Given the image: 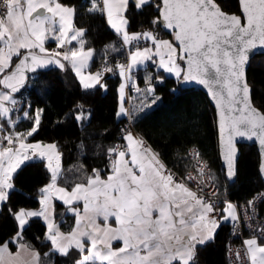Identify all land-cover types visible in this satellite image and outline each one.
<instances>
[{"label": "snow or ice", "instance_id": "snow-or-ice-1", "mask_svg": "<svg viewBox=\"0 0 264 264\" xmlns=\"http://www.w3.org/2000/svg\"><path fill=\"white\" fill-rule=\"evenodd\" d=\"M128 3L129 0H91L88 9L105 14L123 44L151 41V47H136L129 52V63L117 66L120 75L127 74L130 80L134 67L152 61L178 79L206 86L217 108L221 154L228 177L236 175L237 137L259 141L260 172L264 175V112L253 105L245 76L250 51L264 47V0H238L239 14L223 11L217 0H158V15L151 24L167 30L171 40L160 38L152 30L130 34L124 15ZM150 3L151 0H136V7L141 9ZM74 15L75 8L59 0H0V120L14 126L10 113L17 101L13 94L23 85L25 72L49 64L63 68L57 57L71 63L85 89L100 84L101 73L82 72L93 54L92 49H84L82 39L79 50L49 52L44 46L46 40L54 39L57 49H64L66 43L83 37L85 30L72 26ZM150 81L151 77L145 90L151 94L154 88ZM124 87L121 84V99ZM125 111L121 105L119 114ZM41 114L42 110L36 112L34 126L27 133H9L0 139V202L9 198L14 188L13 173L25 161L33 156L46 158L51 182L40 189L41 210L20 209L14 217L22 230L27 218L42 216L47 222L45 238L51 242L52 250L62 256L78 250L80 259L76 264H195L197 247L214 239L221 220L236 219L233 204L225 201V208L218 211L213 202L178 179L159 153L131 132L124 135V144L107 149L106 169L93 168L91 174L72 182L70 188L58 186L62 172L56 144L26 142L37 131ZM84 118L82 112L76 117ZM193 152L195 157L200 156L197 150ZM198 165V175H205L206 164L198 160ZM185 179L193 181L197 177L189 175ZM53 199L67 205L75 217V225L67 233L60 230L49 213ZM260 231L264 236V229ZM21 240L22 231H18L13 240L0 245V264H22L21 251L31 252L32 264H39V253ZM116 241L121 247H113ZM243 243L250 264H264V244L255 237ZM9 244L17 245L16 253L9 251ZM236 255L240 257L239 252Z\"/></svg>", "mask_w": 264, "mask_h": 264}, {"label": "trees", "instance_id": "trees-1", "mask_svg": "<svg viewBox=\"0 0 264 264\" xmlns=\"http://www.w3.org/2000/svg\"><path fill=\"white\" fill-rule=\"evenodd\" d=\"M59 2L75 8L74 26L85 30L84 48L92 49L94 53L88 70L103 74V87L85 89L71 63L57 57L64 64L63 68L31 75L24 90L15 95L18 97L16 104L22 102L21 111L27 105L31 108L29 117L17 121L14 128L19 132H28L34 126L36 111L42 110L38 129L27 140L56 144L61 154L62 172L57 184L70 188L72 182H79L85 175L91 174L93 168L106 169L107 149L119 142L125 143L123 137L129 116L118 117L122 76L120 73L106 75L102 66L106 59L115 64L126 58V54L121 49L119 36L109 27L105 14L89 12L91 0ZM156 3L158 1L137 9L136 4L129 1L126 10L129 33L145 28L146 31L156 32L160 38L172 39L158 26L151 24V20L158 15ZM219 4L225 12L239 14L238 0H220ZM47 46L54 48L56 45L48 42ZM14 61L18 62V59L14 58ZM133 72L139 74V85L145 89L151 77L154 95L159 96V102L142 115L135 118L131 114L133 130L159 153L170 171L185 178L194 168L189 151L195 148L209 166L219 196L228 195L231 202L241 205L249 204L255 195L264 193L256 146L240 145L237 179L234 182L227 180L220 159L215 110L205 93L198 88L182 89L181 79L154 69L151 62H148L147 67ZM247 75L254 105L264 112V55L251 60ZM81 112L85 118L77 120ZM16 115L13 113V116ZM3 124L8 127L6 120H3ZM46 164L44 159L29 161L14 174V188L0 207V245L13 240L20 231L14 213L20 209L35 210L40 207V189L51 182V173ZM54 217L65 233L75 225L74 215L61 202L55 203ZM46 233L44 220L34 217L23 229L21 241L38 251L45 264H76L80 259L79 251L72 249L67 256L55 253L51 242L45 238ZM246 237H255L264 244V237ZM230 241L231 222H223L217 228L213 240L197 247L195 264H231ZM9 246L11 250H17L16 244Z\"/></svg>", "mask_w": 264, "mask_h": 264}, {"label": "built area", "instance_id": "built-area-1", "mask_svg": "<svg viewBox=\"0 0 264 264\" xmlns=\"http://www.w3.org/2000/svg\"><path fill=\"white\" fill-rule=\"evenodd\" d=\"M146 29L143 28L135 33L145 32ZM122 51L126 54V58L121 61H117L113 64L109 59H106L102 66V71L106 75H113L119 72V68L117 67L120 64L127 65L129 63V52L134 50L136 47H144L149 45V42L141 39L140 41H133L131 44L125 45L123 41L120 42ZM55 51H65L68 50V46L65 45L64 49H54ZM53 50V51H54ZM154 69H157L156 64L151 61ZM107 69H112L108 71ZM127 77V74H126ZM139 74L136 72H132L131 79L126 78L127 83V100L130 102L132 99L131 96L137 97L141 91L143 86L139 85ZM139 89V91L137 90ZM22 102L16 104L13 109L14 114H19L21 112ZM129 120L127 124V128L124 131V134L134 131L132 127V118L129 110ZM4 136V133L0 131V139ZM6 143V141H5ZM123 143H118L117 145H122ZM195 149V148H193ZM193 149L189 151V156L194 163V168L190 170L186 177L192 175L197 177L196 180L188 181L185 178L180 176L176 177L180 180H183L188 187H190L193 191L197 192L199 195L203 196L206 200H210L213 202L217 210H223L225 207V201L231 202L228 195L219 196L218 188L216 184L213 182L211 177V170L206 162L201 159L195 157ZM196 150V149H195ZM198 160L202 163L206 164V173L203 176L198 175ZM172 172V171H171ZM203 181V183H201ZM251 202V203H250ZM249 204H235L238 212L237 218L231 222V241L229 244V260L231 264H250V258L245 253V245L244 240L247 239L246 235L256 236V237H264L261 235V229H264V193H258L255 195ZM233 203V202H232ZM218 220H221L220 216H217ZM240 253V257L237 258L236 253Z\"/></svg>", "mask_w": 264, "mask_h": 264}, {"label": "crops", "instance_id": "crops-1", "mask_svg": "<svg viewBox=\"0 0 264 264\" xmlns=\"http://www.w3.org/2000/svg\"><path fill=\"white\" fill-rule=\"evenodd\" d=\"M126 15V14H125ZM106 16V15H105ZM127 18V17H126ZM107 20V19H106ZM109 25V24H108ZM109 27H110V25H109ZM111 28V27H110ZM112 29V28H111ZM112 31L117 35V36H119V38L122 40V37H121V35H119V34H117L116 32H115V30L114 29H112ZM51 42H53V43H55V45H57V43L56 42H54V41H51ZM150 43H151V41H149ZM21 51H24V50H21ZM42 55V54H41ZM156 59H157V57H155ZM147 65H148V62L147 63H143V64H140V65H138L135 69H133L134 71H136V70H138V69H140V68H145V67H147ZM89 69V68H88ZM74 70V69H73ZM158 70H162V69H160V68H158ZM89 71V70H88ZM163 71V70H162ZM75 72V71H74ZM90 72V71H89ZM99 71H97V72H90V73H98ZM99 73H101V72H99ZM167 75H169V76H174L175 77V75H173V74H170V73H167V72H165ZM102 74V73H101ZM103 75V74H102ZM101 75V80H100V84H97L95 87H98V86H101V85H103V82H104V76H102ZM126 77V76H125ZM79 78V77H78ZM80 80V79H79ZM95 87H93V88H95ZM89 89H92V88H89ZM124 94H125V99H124V101H125V105H126V108H125V115H123V114H119L120 112H119V110H120V107H121V104H120V102H119V108H118V117L119 116H121V117H126L128 114H129V110H130V114H132V117L134 116L135 118L136 117H138V116H140V115H142L143 113H145L147 110H149V109H151L155 104H157L158 102H159V96H156V95H154V93H148L146 90H145V88H142V91H141V93L137 96L138 98H136V97H133V96H131V100H130V103L128 104V100H127V97H128V95H127V92L126 91H124ZM127 96V97H126ZM14 98H15V100L17 101L18 100V97L17 96H15L14 95ZM119 101H120V92H119ZM153 101H155V102H153ZM129 105V106H128ZM2 122H3V120H2ZM1 130V129H0ZM134 136H136V137H139V138H142L138 133H136L135 131H130ZM13 133V132H12ZM25 133H27V132H25ZM4 136H6V133H4ZM28 138V137H27ZM143 139V138H142ZM144 140V139H143ZM28 141V140H27ZM145 141V140H144ZM29 142V141H28ZM30 144H36V143H40V144H42V143H44V142H29ZM145 143H146V141H145ZM43 145V144H42ZM146 145L148 146V147H150L147 143H146ZM151 148V147H150ZM152 149V148H151ZM153 150V149H152ZM35 158H38V156H34ZM161 159V158H160ZM44 160L46 161V163H47V160H46V158H44ZM60 160H61V158H60ZM164 163V162H163ZM166 166V165H165ZM167 167V166H166ZM60 168H61V161H60ZM19 169V168H18ZM17 169V170H18ZM168 169V168H167ZM16 170V171H17ZM16 173V172H15ZM15 173H13V176H14V174ZM59 186V185H58ZM56 202H61V203H63L62 201H60L59 199H53L52 200V202H51V207L49 208V213H51V215H52V218L54 219V222L60 227V225H59V223H57L56 222V220H55V217H54V207H55V203ZM3 204V202H0V207H1V205ZM67 206V205H66ZM79 207H81L82 208V204L81 205H79ZM41 210V205H40V207L38 208V209H32V210H26V211H40ZM70 213H72V212H70ZM36 217H41L43 220H44V222H45V224H46V226H47V222L45 221V219L42 217V216H36ZM31 218H34V217H30V218H27V223H28V221L31 219ZM18 222V221H17ZM27 223L23 226V229L26 227V225H27ZM23 229L21 230L20 229V231H23ZM60 230L62 231V229H61V227H60ZM217 230V229H216ZM216 230H215V232H216ZM63 232V231H62ZM14 239V238H13ZM248 239H250V238H248ZM247 240V239H246ZM20 243H24V242H22V241H20ZM27 244V243H26ZM113 247L114 248H119V247H121V243L119 242V241H116V242H113ZM32 249V248H31ZM9 251L10 252H12V253H16L17 252V250L16 251H13V250H11V248H10V246H9ZM36 253H38V251H36V250H34ZM55 253H57V252H55ZM58 254V253H57ZM20 260L22 261V264H32V261H33V255H32V253L31 252H24V251H21V257H20ZM39 264H45L43 261H42V257H41V255H40V253H39Z\"/></svg>", "mask_w": 264, "mask_h": 264}, {"label": "water", "instance_id": "water-1", "mask_svg": "<svg viewBox=\"0 0 264 264\" xmlns=\"http://www.w3.org/2000/svg\"><path fill=\"white\" fill-rule=\"evenodd\" d=\"M130 1H133L135 4H136V0H130ZM154 1H158V0H151V3L149 5H146L142 8H146L148 6H150ZM219 1L220 0H217V3L219 4ZM141 8V9H142ZM222 8V7H221ZM223 10V9H222ZM224 11V10H223ZM160 29H162L164 31V33H166L167 35L171 36L169 34V32L167 30H165L163 27H159ZM172 37V36H171ZM41 55V54H40ZM258 55H264V47H257V48H254L250 51L249 53V60L246 64V67H245V76H246V80H247V83L249 84V81H248V69L250 67V63H251V60L255 57V56H258ZM59 67L58 65L56 64H49L47 66H43V67H39L36 69V71H26L25 72V80L23 82V85L20 87V90L13 94V95H16L18 93H20L21 91L24 90V88L27 86L28 84V80H29V77L35 73H38V72H43V71H48L50 69H54V68H57ZM180 85H181V88L182 89H191V88H198L200 89L203 93L206 94V96L208 97L212 107L214 108L215 110V114H216V123H217V130H218V141H219V152H220V159H221V162H222V166L225 170V173H226V178L229 182H234L236 181L237 179V173H238V161L240 159V156H241V150H240V145H248V146H256L257 147V150H258V153H259V156H260V166H261V163H262V156H261V146L259 144V141L256 139V138H253L251 140L247 139V138H242V137H237L236 140H235V147L237 149V160H236V175L233 177V178H229L228 175H227V166H226V162L225 160L223 159L222 157V154H221V141H220V132H219V128H218V117H217V108H216V105H215V102L213 101L210 93L208 92V89L206 86L204 85H201L200 83L198 82H195V81H183L181 79V82H180ZM250 86V84H249ZM251 90H252V87L250 86ZM251 96H252V92H251ZM252 102H253V97H252ZM253 105H254V102H253ZM255 106V105H254ZM256 107V106H255ZM257 108V107H256ZM259 109V108H258ZM260 110V109H259ZM261 111V110H260ZM259 171H260V167H259ZM260 176L264 182V175L261 174L260 172Z\"/></svg>", "mask_w": 264, "mask_h": 264}, {"label": "rangeland", "instance_id": "rangeland-1", "mask_svg": "<svg viewBox=\"0 0 264 264\" xmlns=\"http://www.w3.org/2000/svg\"><path fill=\"white\" fill-rule=\"evenodd\" d=\"M130 1V0H129ZM129 4V3H128ZM126 14V12L124 13V15ZM126 16V15H125ZM71 22H72V26H73V28L74 29H79V28H77V27H75L74 26V17H72L71 18ZM56 27L58 28L59 27V25L57 24L56 25ZM58 34V33H57ZM131 34V33H130ZM70 35H71V33H70ZM83 40L84 41V35H83V37H80V38H78L77 40H72L70 43H66L65 45H67V46H69V49H75V50H79L80 49V40ZM162 39H165V38H162ZM168 39V38H167ZM168 40H170V39H168ZM51 41H54V42H56L54 39H48V40H46L45 41V48L46 49H48L49 50V52H51V51H53L54 50V48H57V45L54 47V48H49L48 46H47V43L48 42H51ZM57 43V42H56ZM83 47H84V45H83ZM146 47H151V46H146ZM140 48H144V47H140ZM85 50H87L86 48H84ZM135 50V49H134ZM134 50H132V51H134ZM92 52H93V50H92ZM94 54V53H93ZM93 54H92V57L89 59V60H87V62H86V66L82 69V72H83V74L84 75H87V74H89L90 72L88 71V68H89V66H90V64H91V61H92V59H93ZM43 55V54H42ZM154 59L155 60H157V62H158V57H157V59L154 57ZM67 62V61H66ZM147 62H149V61H145V62H143V63H147ZM142 63V64H143ZM72 67V66H71ZM137 67V66H136ZM136 67H134L133 69H135ZM132 72H133V70H132ZM132 72H131V75H132ZM91 74H94V73H91ZM174 75V74H173ZM103 76V75H102ZM78 77V76H77ZM79 79V78H78ZM121 84H124L125 85V87H124V91H126L127 92V83H126V77L124 76V77H122V83ZM121 86V85H120ZM152 87L154 88V86L152 85ZM119 92H120V88H119ZM127 97V96H126ZM136 98H138V97H136ZM124 99H125V94H124V92H123V99H121V93H120V104L123 106V108L125 109L126 108V105H125V101H124ZM6 106H10V105H6ZM11 107V106H10ZM30 108H31V106L30 105H27V107L26 108H24L22 111H21V113L20 114H17L16 116H13V111L10 113V117H11V120H13V121H15V124L17 123V121H19V120H22V119H26V118H28L29 117V115H30ZM121 108V107H120ZM37 112V111H36ZM119 112H120V110H119ZM25 113H28V116L27 117H25ZM121 115V114H120ZM123 115H125V113H123ZM35 116H36V114H35ZM119 118H121V116H119ZM7 121V120H6ZM7 124H8V127H6V126H4V124H3V122H2V120H0V125H2L3 127H2V129L0 130L1 132H5L6 133V136L7 135H9V133H12L13 132V134L14 133H25V132H19V131H16L15 130V124H14V126H11L9 123H8V121H7ZM31 130V129H30ZM30 130H28V131H30ZM27 143H29L28 141H26ZM43 145H47V144H49V143H42ZM58 150V149H57ZM29 155H31V153H29ZM33 160H42V159H40V158H35L34 156L32 157V159H30V160H27V161H25L22 165H24L25 163H27V162H29V161H33ZM61 161V160H60ZM60 161H59V163H60ZM21 165V166H22ZM20 166V167H21ZM19 167V168H20ZM231 204H233L235 207H234V210H233V214L235 215V217L237 218V216H238V212H237V208H236V205L234 204V203H232V202H230ZM225 208V207H224ZM223 208V209H224ZM232 221H234V220H232L231 218H229L228 220H221V222H220V224L221 223H223V222H232ZM259 242V241H258Z\"/></svg>", "mask_w": 264, "mask_h": 264}, {"label": "bare ground", "instance_id": "bare-ground-1", "mask_svg": "<svg viewBox=\"0 0 264 264\" xmlns=\"http://www.w3.org/2000/svg\"><path fill=\"white\" fill-rule=\"evenodd\" d=\"M106 17V16H105ZM122 40L120 39V42H121ZM149 42V41H148ZM67 46V45H66ZM146 46H152L151 45V43L149 42V45H146ZM146 46H144V47H146ZM55 49V48H54ZM68 49H69V46H68ZM256 57V56H255ZM149 62H151V61H149ZM157 66V65H156ZM156 70H158V67H157V69ZM130 102H128V104H129ZM129 106V105H128ZM4 133V132H3Z\"/></svg>", "mask_w": 264, "mask_h": 264}]
</instances>
